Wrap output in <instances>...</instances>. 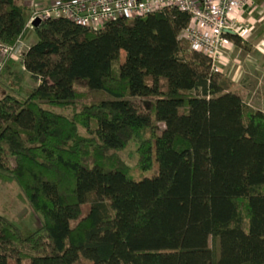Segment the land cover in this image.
<instances>
[{"label": "trees", "instance_id": "trees-1", "mask_svg": "<svg viewBox=\"0 0 264 264\" xmlns=\"http://www.w3.org/2000/svg\"><path fill=\"white\" fill-rule=\"evenodd\" d=\"M24 1L0 0V44L18 45ZM189 19L171 8L97 31L45 20L20 62L5 60L15 95L0 97V174L41 225L0 216V264H79L80 252L91 264H264V111L179 38ZM77 83L107 98L83 103ZM135 98L154 102L140 111ZM131 142L135 169L118 155Z\"/></svg>", "mask_w": 264, "mask_h": 264}, {"label": "built area", "instance_id": "built-area-1", "mask_svg": "<svg viewBox=\"0 0 264 264\" xmlns=\"http://www.w3.org/2000/svg\"><path fill=\"white\" fill-rule=\"evenodd\" d=\"M31 8L23 35L15 48L0 44V69L9 57L15 60L24 34L33 31V22L64 19L81 27L97 31L119 19H135L171 8L189 15V23L181 32L194 52L206 56L214 72L221 73L225 62L222 53L230 50L231 37L243 39L247 27L239 24L238 16L249 0H51L46 5L37 0H25Z\"/></svg>", "mask_w": 264, "mask_h": 264}, {"label": "rangeland", "instance_id": "rangeland-1", "mask_svg": "<svg viewBox=\"0 0 264 264\" xmlns=\"http://www.w3.org/2000/svg\"><path fill=\"white\" fill-rule=\"evenodd\" d=\"M38 3H42L43 5H46L51 0H37ZM26 8L25 16L27 17L30 12V7L28 6V3L23 2L21 3ZM242 27H244L242 25ZM249 35V34H248ZM247 34L244 36L243 39H234L232 40V49L230 51H227L225 53H222L225 62L221 65V74L231 79L233 75L238 72L239 73V82L236 86H232L231 90L235 91L242 99L244 103H247L254 107V109H261L260 108V96H259V87L253 86L252 90L249 89L250 87H244L243 85V70H244V60L247 58V47L248 49H251V43L250 41H246L245 39H248L249 36ZM237 40V42L235 41ZM35 42V35L33 31H27L24 34V38L21 42V45L19 47L18 52L14 54V58L16 62H20V59L24 52H26L27 47L31 46ZM123 54L121 56V59L123 60ZM18 70H21L20 66L18 65ZM1 71V69H0ZM236 71V72H235ZM25 88H33L36 86L35 82H33L28 75L25 77ZM75 89L78 93H80L83 96V103L90 104V103H96L100 100L106 99L107 96L102 93L97 92H91L87 89L84 83H77L75 86ZM5 94H13L15 95V89L13 84L4 77V75H1L0 72V97ZM133 104L136 105V107L140 111H148L150 110L154 99L153 98H135L131 99ZM55 112L66 116L71 117V112L69 110L65 109H56ZM164 128V125L161 123L159 124V132ZM80 135L86 136L85 132L82 129H78ZM137 143L131 142L127 146V148L120 152L118 155L120 159L131 169H135L137 164ZM137 170H134V173L137 175V178H150L154 176L157 173V164L154 163V166L146 171L142 172L140 174L137 173ZM83 216L86 214L88 210V205H84L83 208ZM0 216L7 218L11 222H13L18 227H24L29 230H36L41 225V219L38 215H36L32 209L30 208L29 204L27 203L25 197L23 196L22 192L20 191L17 184L5 177L4 175L0 174ZM209 246L213 249H217V242L213 241L212 239L209 240ZM12 264V263H11ZM24 264H29V261H24ZM79 264H91V261L88 257V255L85 252L79 253Z\"/></svg>", "mask_w": 264, "mask_h": 264}, {"label": "crops", "instance_id": "crops-1", "mask_svg": "<svg viewBox=\"0 0 264 264\" xmlns=\"http://www.w3.org/2000/svg\"><path fill=\"white\" fill-rule=\"evenodd\" d=\"M239 15V24L248 29L249 37L245 42L251 43V49L247 47V58L243 65V85L251 90L255 85L259 87L260 110L264 111V0H249V4L243 7ZM239 78V73L236 72L231 79H227L236 86Z\"/></svg>", "mask_w": 264, "mask_h": 264}, {"label": "water", "instance_id": "water-1", "mask_svg": "<svg viewBox=\"0 0 264 264\" xmlns=\"http://www.w3.org/2000/svg\"><path fill=\"white\" fill-rule=\"evenodd\" d=\"M40 24H41V22L39 20H35L32 25H33L34 29H36L40 26Z\"/></svg>", "mask_w": 264, "mask_h": 264}]
</instances>
